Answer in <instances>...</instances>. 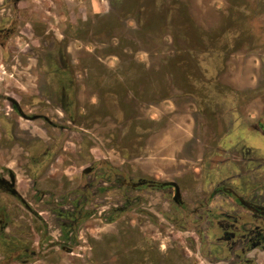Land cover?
<instances>
[{
  "label": "rangeland",
  "instance_id": "374dc122",
  "mask_svg": "<svg viewBox=\"0 0 264 264\" xmlns=\"http://www.w3.org/2000/svg\"><path fill=\"white\" fill-rule=\"evenodd\" d=\"M110 2L118 3L114 11ZM142 2L27 0L19 4L23 17L8 44L16 52L9 57L0 50V91L10 92L14 86L26 111L40 105L39 100L47 105L41 112L63 126L18 118L7 101H0V168L7 164L18 172L17 189L32 210L3 193L0 203L15 219L12 232L21 229L23 241L38 252L28 264H212L206 259L209 247L204 241L200 244L193 232L176 230L163 217L174 208L168 191L124 190L104 167L110 165L116 178L130 182L174 180L191 205L198 192L188 189L207 185L205 174L210 168L217 170L218 159H237L239 145L224 146L226 151L222 147L228 126H251L264 114V0H149L143 11ZM170 4H174L171 9ZM139 18L141 27H137ZM194 27L205 35L206 49L201 50L212 51L204 64L207 71L184 52L194 41ZM43 31L47 32L42 35ZM59 46L65 54L63 64L57 60L55 67H67L73 75L78 124L67 125L60 118L56 96L48 103L38 91L55 69L51 64L47 69L43 58L53 49L56 59ZM176 53L180 63L171 67L169 57ZM225 54L229 55L224 62ZM192 62L198 65V75H190L182 64ZM189 81L196 85L198 104H209L204 109L210 110L208 116H202L204 107L198 110L184 90ZM208 81L212 86L202 84ZM3 120L18 128L20 136L10 138V125ZM35 138L55 148L43 166L48 172H43L40 183L48 189L43 190L46 194L33 192L24 168L28 159L34 169L38 165H32L18 144H32ZM250 142L264 146L259 135ZM85 167L93 171L83 176ZM124 194L130 197L126 204ZM76 202L93 215L77 225L64 220L76 232L74 243L66 244L59 236L63 221L54 210L73 209ZM113 207L125 209L108 224L105 218ZM202 227L206 235V225Z\"/></svg>",
  "mask_w": 264,
  "mask_h": 264
},
{
  "label": "flooded vegetation",
  "instance_id": "af4514ba",
  "mask_svg": "<svg viewBox=\"0 0 264 264\" xmlns=\"http://www.w3.org/2000/svg\"><path fill=\"white\" fill-rule=\"evenodd\" d=\"M25 1L27 0H0V50L1 53H6L9 57L12 56L10 55L11 53L16 52V50L10 49L8 44L10 39L16 35V32H18L17 28L23 17L19 4ZM141 1H144L142 2L144 6L141 7L143 11L146 2L149 0ZM147 3L149 4V2ZM117 4V2H110L111 11H114V6ZM140 22L141 18L137 19V27H141L139 24ZM32 32V35L36 37L39 36L35 31L32 30ZM45 32L47 31H43L42 35L45 34ZM200 36L204 39L205 35ZM206 39L209 40L208 36H206ZM194 42L195 41L191 44L190 49L184 52L191 55V57L194 58V62H199V67H202L204 68V71H207V67H205L204 64L206 63V60L211 57L212 51L210 49H207V51L201 50V48L206 49L204 48L206 41H203L200 44L195 42L197 45L194 44ZM51 43V47L54 46V42ZM57 43H61V41H57ZM184 52L180 54H183ZM56 53V59L55 51L53 49L48 51L43 58L47 65V69H50L51 65L52 67L54 66L55 69L53 70L54 72L52 71L51 78H46L41 83V87L38 91L45 94L46 102L48 103L53 100L52 97L56 96L57 99H55V103L60 109V118L66 120L67 125L78 124L79 122L76 120V112L74 110L76 95L74 92L75 83L73 75L67 67H55L57 60L59 63L63 64V56L65 54L64 49L60 46ZM219 53L220 52H217L216 56ZM225 55L224 62L229 54ZM27 59L32 60L29 56H27ZM180 59L181 56H179V53H176L169 57V64H171V67H174V65L178 66L180 63L178 61ZM9 61L12 60L9 58ZM35 61L36 63L39 61L38 56L35 57ZM260 61L263 62V58H261ZM182 64L188 67L189 65H192L194 71L192 68L189 69L186 67L187 70L191 71L189 74L198 75L199 70H197V64L193 65V62ZM139 66L144 67V65ZM50 73L51 71L49 70V74ZM200 76L203 79H206L202 74H200ZM218 77L219 75L217 74V78ZM120 79H122L121 75ZM202 84L212 86L211 84H213V82L208 81L207 83L203 82ZM188 85L190 87L184 89L188 91L187 95L189 94V96L195 100L194 104L199 108L198 110H202L201 107H204V115L202 116H208L210 110H208V112L204 109H207L209 104L199 105V100H196L197 94L194 93L196 86L195 83L189 81ZM10 86L12 88V84ZM13 89H10V92H7V90L0 91V101L8 102L13 116L30 122L41 120L46 123L47 126L63 127L52 121L46 113L41 112L44 108H47V105H44V103L39 100L38 102L40 105H33L28 111H26L24 108L25 104H21L18 98L21 96V92ZM117 106L118 105L115 107ZM34 108H37L38 111L32 112ZM3 122L4 124L10 125V122L8 121L6 122L3 120ZM232 122L234 123L235 121L233 120ZM133 123L134 121L131 119L128 124L132 127ZM228 127V134L225 138V144L222 147H229L236 143L239 145L238 157L235 159L236 157L233 158L231 156V158H226L225 161L223 158L218 159L219 161L214 164V166L217 167V170H215V168H210L205 174L208 176L207 185L202 184L201 186H198L194 184L188 189L190 193L198 192L197 195H195L196 197H192L194 203L191 205L188 203L189 200L184 197L179 183L174 180L159 181L149 178H139L135 182H130L128 178L125 177L119 179L116 178L117 174L115 169L110 165L108 166L104 164V170L110 175L112 173L114 175L113 181H119L122 188H125L124 190H141L147 188L168 191L170 194L169 200L174 204V208L171 215L164 213L163 217L168 220L176 230L193 232L200 240V244L204 241L205 246L209 247V249L206 250V259L212 264H264L262 260V256L264 257V146L254 147L250 142L254 135H259L264 138V114L251 124V126L245 125L239 127L235 124L232 127ZM43 128L44 130L46 129L45 126ZM8 132L10 138L20 136V131L15 126L12 128L10 125ZM35 139L36 140L29 145L27 143L18 144L33 160L32 165H38L37 169H34L29 163L30 159H28L25 164L26 167L24 168L26 171L25 176L28 178L27 180H30L32 183L31 186L33 192H35V194H46L43 190L48 189L42 188L40 183L41 177L44 175L43 172L46 171L43 169V166L46 165L45 163L48 160L49 154H54L55 148H53L48 141H44L43 138ZM35 146H37L36 150L39 149L38 151L33 150L32 147ZM226 147H224V150ZM1 166L0 193L13 197L26 209L32 210L31 205L25 199V195L21 194L17 189L16 184L19 175L18 172L7 164ZM87 168L90 170L87 173H84L83 171ZM92 171V167H85L82 170V175L85 176ZM107 181L109 180L107 179ZM156 182H162V184L165 185H162V188H157ZM123 199L125 204L130 201V197L125 194L123 195ZM55 202L57 201L55 200ZM124 209L125 207L111 208L109 210V216L105 218V222L108 224L114 223L120 218ZM83 210L84 206L80 205L79 202H76L73 205V209H67V211L63 210L61 207L54 210V213L58 215L57 218L63 221L59 229V236L64 238L63 241L66 244L74 243L76 238V232L73 230L74 225H72V223L77 225L93 215L90 211ZM10 212L11 211L5 204L0 203V264H28L30 259L35 257L38 252L35 249L28 247L23 241L20 236L21 229L15 228V232H12L11 226L15 219L10 216ZM40 215L41 214L39 213V216ZM115 215H117L115 220L109 222L110 217ZM65 219L72 223L65 224ZM181 221L192 222L194 225L191 227L183 226V224H180ZM202 224L206 225V235L203 234ZM39 231V227H36V232L39 233ZM44 235L46 234L44 233ZM206 237L209 238V241L206 240ZM39 240H41L40 236ZM40 244L42 243L40 242Z\"/></svg>",
  "mask_w": 264,
  "mask_h": 264
},
{
  "label": "trees",
  "instance_id": "16d2710c",
  "mask_svg": "<svg viewBox=\"0 0 264 264\" xmlns=\"http://www.w3.org/2000/svg\"><path fill=\"white\" fill-rule=\"evenodd\" d=\"M150 2H151V0H150ZM176 3H177L178 6H180V7L182 6L180 1H176ZM173 7H174V4H170L169 5L170 9L173 8ZM193 30L196 33V36H195V38L193 40L196 43H198V44L202 43L203 42L202 41V37L200 36V35H202V32H199L197 27H194ZM186 41H189V39H186ZM162 185H165V184H162V182H156V187L157 188H162ZM116 217H117V215H115L113 217H110L109 222L115 220Z\"/></svg>",
  "mask_w": 264,
  "mask_h": 264
},
{
  "label": "water",
  "instance_id": "95a60500",
  "mask_svg": "<svg viewBox=\"0 0 264 264\" xmlns=\"http://www.w3.org/2000/svg\"><path fill=\"white\" fill-rule=\"evenodd\" d=\"M89 170H90V169L87 168V169H85L83 172H84V173H87Z\"/></svg>",
  "mask_w": 264,
  "mask_h": 264
}]
</instances>
